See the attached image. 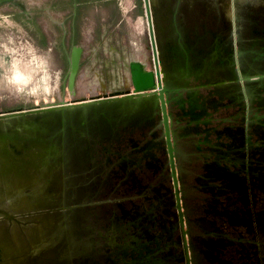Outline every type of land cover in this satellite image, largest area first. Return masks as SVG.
<instances>
[{
  "label": "flooded vegetation",
  "instance_id": "flooded-vegetation-1",
  "mask_svg": "<svg viewBox=\"0 0 264 264\" xmlns=\"http://www.w3.org/2000/svg\"><path fill=\"white\" fill-rule=\"evenodd\" d=\"M45 2L29 17L12 6L14 20L40 13L60 28L67 55L71 44L82 47L81 66L78 26L112 0ZM148 3L158 61L176 89L168 106L174 164L158 120L96 140L94 180L68 192V244L34 247L33 215L0 214V242L11 243L0 245V264H264V0ZM106 12H96L95 28L107 34ZM130 16L148 35L144 0H134ZM148 44L145 69L154 71Z\"/></svg>",
  "mask_w": 264,
  "mask_h": 264
},
{
  "label": "water",
  "instance_id": "water-1",
  "mask_svg": "<svg viewBox=\"0 0 264 264\" xmlns=\"http://www.w3.org/2000/svg\"><path fill=\"white\" fill-rule=\"evenodd\" d=\"M4 5L30 16L24 0H0V7ZM144 6L154 71L145 69L144 63L141 67L139 61H131L132 90L0 112V214L7 221L17 212L33 215L28 237L34 247H51L57 239L68 244V192L94 180L91 145L96 140L112 138L118 130L154 125L158 120L174 164L168 106L169 93L176 89L168 87L158 61L148 0H144ZM81 55L82 47L71 44L63 79L71 96L75 95ZM3 205L17 206L10 209ZM14 236L18 239L21 234ZM9 244V240L0 242ZM2 256L9 259L8 255Z\"/></svg>",
  "mask_w": 264,
  "mask_h": 264
},
{
  "label": "rangeland",
  "instance_id": "rangeland-1",
  "mask_svg": "<svg viewBox=\"0 0 264 264\" xmlns=\"http://www.w3.org/2000/svg\"><path fill=\"white\" fill-rule=\"evenodd\" d=\"M24 1L29 13L47 3L45 0ZM112 1L120 22L124 11L134 9V0ZM106 10L113 15V5L105 9L95 4L78 26L84 57L76 76L75 95L71 96L63 81L67 49L61 47L60 28L40 13L35 21H29L22 14L14 20L15 8L0 7V109L87 98L94 93L132 88L129 63L139 61L148 69L152 66L145 22L138 17L121 22V27L107 34L100 33L95 28L96 12L99 11L98 17L102 18ZM37 28L46 35L44 45L39 44Z\"/></svg>",
  "mask_w": 264,
  "mask_h": 264
},
{
  "label": "trees",
  "instance_id": "trees-1",
  "mask_svg": "<svg viewBox=\"0 0 264 264\" xmlns=\"http://www.w3.org/2000/svg\"><path fill=\"white\" fill-rule=\"evenodd\" d=\"M113 2V1H112ZM113 18H117V15H118V12H117V9H116V6L113 5ZM37 34H38V37L40 38L39 40V44L40 45H44V43H46V35L45 33H43L39 28H37L36 30Z\"/></svg>",
  "mask_w": 264,
  "mask_h": 264
},
{
  "label": "built area",
  "instance_id": "built-area-1",
  "mask_svg": "<svg viewBox=\"0 0 264 264\" xmlns=\"http://www.w3.org/2000/svg\"><path fill=\"white\" fill-rule=\"evenodd\" d=\"M123 12V11H122ZM130 11L128 10V11H124L123 12V14H122V19H123V21H127V22H130V20H132L133 21V18L130 16ZM72 99H75V98H71V100ZM68 101H70V100H68ZM39 106V105H38Z\"/></svg>",
  "mask_w": 264,
  "mask_h": 264
},
{
  "label": "crops",
  "instance_id": "crops-1",
  "mask_svg": "<svg viewBox=\"0 0 264 264\" xmlns=\"http://www.w3.org/2000/svg\"><path fill=\"white\" fill-rule=\"evenodd\" d=\"M103 16V15H102ZM118 27H121V24H119V17L117 16V18H112V25H111V30L114 31L115 29H117Z\"/></svg>",
  "mask_w": 264,
  "mask_h": 264
},
{
  "label": "bare ground",
  "instance_id": "bare-ground-1",
  "mask_svg": "<svg viewBox=\"0 0 264 264\" xmlns=\"http://www.w3.org/2000/svg\"><path fill=\"white\" fill-rule=\"evenodd\" d=\"M131 63H134V61H132ZM138 64H140L141 67H143V64L140 63V62H137ZM19 70V69H18ZM20 71V70H19ZM21 73V72H20ZM129 73H130V70H129ZM131 80V79H130ZM93 87L90 86V89H92Z\"/></svg>",
  "mask_w": 264,
  "mask_h": 264
}]
</instances>
